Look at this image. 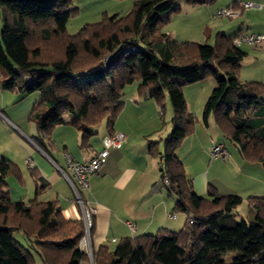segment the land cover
I'll list each match as a JSON object with an SVG mask.
<instances>
[{"label": "trees", "instance_id": "1", "mask_svg": "<svg viewBox=\"0 0 264 264\" xmlns=\"http://www.w3.org/2000/svg\"><path fill=\"white\" fill-rule=\"evenodd\" d=\"M209 1L184 0L192 5ZM72 3L0 0V89L38 93L28 118L34 127L30 139L48 156L52 131L66 123L64 116L72 117L79 148L87 149L100 122L107 135L113 133L126 85L135 82L137 96L153 99L161 112L167 96L171 129L163 138L162 151L158 142L148 140V153L159 156L160 181L175 197L173 210L186 216L179 230L124 238L113 249L91 248L93 264H264V195L246 199L250 221L237 220L233 210L243 199L220 194L211 184L206 196L198 194L176 155L194 126L183 87L212 77L215 83L202 121L211 117L241 160L264 168V84L239 79L246 52L232 43L235 35L219 32L213 44L178 45L159 31L177 10L178 0H133L128 12H104L99 20L70 34L66 24L78 13ZM175 55L180 64H170ZM8 175L21 179L18 166L0 157V264H32L34 255L43 264L87 261L79 245L82 220L65 219L55 200L12 201ZM41 187L36 186V195ZM92 229L93 223L90 236ZM15 232L25 242L17 241Z\"/></svg>", "mask_w": 264, "mask_h": 264}, {"label": "crops", "instance_id": "2", "mask_svg": "<svg viewBox=\"0 0 264 264\" xmlns=\"http://www.w3.org/2000/svg\"><path fill=\"white\" fill-rule=\"evenodd\" d=\"M238 1H251L261 4V7L240 9V14L233 18L214 16L218 8L236 5ZM132 3L133 0H110L108 7L101 8V13L93 8L88 14L97 21L104 12L108 15L124 14L125 11L130 10ZM178 9H180L178 12L175 11L172 14L170 22L177 19L178 23L181 22L184 25L186 21H189L193 27H189L187 30L184 27L181 30L176 27L169 28L165 33L169 36L174 35L172 37L174 40L179 39L178 33H184L193 41L198 42L202 41L204 34L207 40L212 41L213 36L219 32L228 37L241 31L264 35V0H211L208 3L196 5L184 2L182 5L178 4ZM169 23L166 26L170 27ZM191 38L186 36L181 38V42L192 41ZM251 49L253 55L243 63L244 65L238 71V77L244 82L258 81L264 84V42ZM244 51L248 55L247 51ZM133 93L137 95L136 88ZM184 96L186 98L185 93ZM36 99V96L31 97L0 89V111L6 118V120L0 121V157L15 163L26 181L24 182L22 177L18 180L15 175H8L6 182L9 197L12 201L23 202L33 198L39 201L55 200L65 219H81V207L59 169L68 172L64 159L66 153L82 161L101 150L102 139L107 135L106 125L105 130H102L101 133L97 129V134L90 139L87 149H81L78 145L79 133L70 124L72 117L64 116L66 123L56 126L52 131L48 147L50 156H48L30 139L34 134V127L28 118ZM131 100H123L121 112L112 127V132L120 131L125 134L123 145L118 149H109L103 165L96 173L89 176L88 190L80 192L81 199L95 209L90 236V248L94 250L102 245L113 249L121 239L143 234H155L159 229L176 231L183 227L186 220L185 215L181 219L178 217V213L173 210L175 197L168 193L160 181L159 156L154 157L148 153V140H152L149 138L151 133L149 129L152 124L145 126L142 131L138 130L139 132L133 126L138 111L146 109L153 114L158 106L150 98L138 97L136 103L133 102L134 98ZM203 124L206 126L205 130H218L215 129L216 126L211 117L207 118V122H203ZM197 126L199 125L195 118L194 132H196ZM201 128L199 126V131ZM134 130L135 135H133ZM5 137L6 139H4ZM188 140L189 137L186 136L183 141L186 143ZM5 141L7 142L5 143ZM208 142V146L211 144V147L213 144L225 146L224 143L211 138ZM1 143H4L5 146L2 147ZM182 147L183 145L178 149L179 154L176 153L178 158ZM226 152L227 156L222 159L226 160L230 155L233 162L228 165L237 168L238 177H244L247 182L248 180L252 181L244 190L246 197L264 195V168L262 165L243 161L238 155L229 154L227 149ZM27 159L30 160V165H27ZM180 161L182 162L181 159ZM32 171L34 172L31 173ZM191 182L193 184L192 179ZM38 184H43V187L36 195L35 190ZM208 184L214 186L218 191L220 190L218 185L215 184V186L213 183L207 182L206 174L203 171L195 174L194 187L198 194L202 195L204 191H207ZM237 185L240 184H231L228 189L219 192L223 195L239 194L238 196L244 199L245 196ZM171 212L176 214L175 218L168 216ZM128 222L135 224L136 229L133 233L127 226ZM17 236L20 242H25L20 233ZM32 264H43V262L34 255ZM80 264H91L89 255L88 260L82 261Z\"/></svg>", "mask_w": 264, "mask_h": 264}, {"label": "rangeland", "instance_id": "3", "mask_svg": "<svg viewBox=\"0 0 264 264\" xmlns=\"http://www.w3.org/2000/svg\"><path fill=\"white\" fill-rule=\"evenodd\" d=\"M73 6L78 8V13L76 16H73L69 19V21L66 24V29L67 32L72 34L76 33L84 24L88 22H94L96 21L95 19H92V17L88 14L93 8L95 11H100L101 8H106L108 7L107 5L110 3V0H72ZM184 3V0H178V4L182 5ZM232 4V3H230ZM258 4V3H256ZM226 7V6H225ZM224 8V7H221ZM219 9V8H218ZM180 9L176 10L178 12ZM264 10V9H263ZM102 11H100L101 13ZM128 12L125 11V13ZM102 16V15H101ZM100 16V18H101ZM172 16V15H171ZM170 16V18H171ZM223 18V17H222ZM169 21L162 25L160 28V32L165 33L168 31L169 28L171 27H176L179 30H181L183 27L187 30L189 27H193L192 24L189 23V21H186V23H178L177 19L172 20L170 23ZM169 23V26H166ZM178 23V24H177ZM194 35V34H192ZM174 35H171L170 38L173 39ZM178 38L176 39L178 45H185V43H190V42H198V41H193L191 37H188V35L184 33H178ZM183 36V37H182ZM191 38L190 40L192 41H182L181 38ZM191 36V35H189ZM175 40V41H176ZM200 42V41H199ZM208 43V44H213L214 42V36L211 40H207L204 34V37L202 38V41L200 43ZM142 44V43H141ZM242 49L246 50L248 55H246L243 58V61L241 63L240 68L244 65L245 61H248V59L253 55V50L251 46L247 44H242ZM177 55H175V58L172 59V62L170 64H180L176 60ZM76 81H82V78H74ZM214 79L212 77H207L201 81H197L188 85H185L183 87V92L186 94V104H187V111L190 113V115L194 119V126L193 131L187 136L189 137V140L185 143L184 141L181 142L179 147L176 149V153L179 154V148L183 145L181 148L182 151L180 152L179 158L182 160L183 166L185 173L188 177H190L193 180V188L194 190L198 193L196 188L194 187V176L196 173L203 171L204 174H206L207 177V182H211L214 185H218L220 190L223 191L228 189V187L231 184L237 185L238 188L242 190V194L245 196L243 197L244 199L242 200L241 204L233 210V214H235V218L237 220L244 219L245 221H250L251 216L250 212L247 208V203H246V194L245 191L246 187H248L252 181L247 180L244 177H238L236 174L237 168L232 167L228 165V163L233 162L232 158L230 155L227 157L226 160H223L222 158H211L210 154H208V151H210L211 144L208 146V141L211 138L212 140L220 141L224 143L227 151L230 153H233L235 155H238L236 147L232 142H230L226 137H224L220 132H217L218 130H212V129H206L205 130V125L203 124L202 121V110L204 107L205 100L207 99L209 93L211 92V89L213 87ZM136 88V83H132L129 85H126L123 90V96L122 100H129L132 101L131 99L134 98L133 102L138 101V96L133 93L134 89ZM31 97L36 96L38 98V93L33 92L29 94ZM28 99V98H27ZM158 106V105H157ZM171 118H172V108L171 104L169 102V99L167 96L163 99V112L160 111V107L158 106L155 112L152 114L150 111L143 109L142 111H138L136 113L134 121H133V126L135 127V130L139 132L138 130H144V127L147 125H151L150 127V135L149 138L152 139L153 141L158 142V149L162 151L163 149V138L166 136L167 132L170 131L171 129ZM195 118L196 121H198V125L201 126V130L199 131V126L196 128V132H194V127H195ZM97 129H99V132L101 133L102 130H105V123L104 121L100 122V124L97 126ZM217 129V128H215ZM135 130L133 131V135H135ZM192 130V129H191ZM6 139V137L4 138ZM205 141V144H204ZM7 141H5L6 143ZM185 143V144H184ZM2 147H4V143H1ZM205 145V146H204ZM226 164V165H224ZM22 180L24 182L25 179L23 175L21 176ZM19 184V183H18ZM215 185V186H216ZM242 185V187H240ZM218 191V190H217ZM218 191V192H219ZM13 192V191H12ZM220 193V192H219ZM221 194V193H220ZM223 194V193H222ZM234 194V193H233ZM203 196H206L207 193L204 191L202 193ZM239 195V194H238ZM242 198V197H241ZM178 217L182 219L185 215L182 212H177ZM179 218V219H180ZM19 234V233H18ZM17 232L14 233V236L16 240H20ZM23 243V242H22ZM93 263V262H92Z\"/></svg>", "mask_w": 264, "mask_h": 264}, {"label": "built area", "instance_id": "4", "mask_svg": "<svg viewBox=\"0 0 264 264\" xmlns=\"http://www.w3.org/2000/svg\"><path fill=\"white\" fill-rule=\"evenodd\" d=\"M261 4H256L251 1H238L236 5H229L224 8H219L214 13L215 17H229L233 18L240 14V9L246 8H259ZM264 42V35L255 34V33H240L233 37L232 43L236 46H242V44H247L251 47H258ZM107 56L103 59V62H106ZM6 120L3 113L0 111V121ZM125 139V134L120 131L113 132L110 135H105L102 139V149L95 152L91 157L79 161L76 160L72 155L66 153L64 155L66 169L61 170L62 175L67 180L70 185L72 191L75 194L76 200L79 203L82 211L81 220L83 222L84 234L80 240V247L85 250L90 258V262L92 263L91 257V248H90V228L92 227V218L95 214V209L88 202L83 201L80 196L81 191H87L89 188V176L96 173L98 169L103 165L105 159L108 155V151L110 148L118 149L120 148ZM226 150L223 148L221 144H213L210 150V156L212 158H225ZM27 162L30 164V160L27 159ZM161 167L159 166V169ZM164 182L167 183V179H164ZM168 216L170 218H175L176 215L174 213H169ZM191 217H189V222H191ZM128 228L133 233L136 229L135 224L132 222L127 223Z\"/></svg>", "mask_w": 264, "mask_h": 264}]
</instances>
